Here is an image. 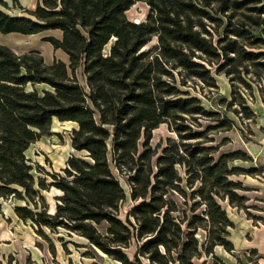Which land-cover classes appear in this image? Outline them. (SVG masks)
<instances>
[{
  "label": "trees",
  "instance_id": "1",
  "mask_svg": "<svg viewBox=\"0 0 264 264\" xmlns=\"http://www.w3.org/2000/svg\"><path fill=\"white\" fill-rule=\"evenodd\" d=\"M138 1L149 11L136 23L126 12ZM253 3L261 4L249 5ZM236 13L241 20L232 25L229 18ZM28 14L11 16L0 9V33L58 30L60 38L45 41L61 50L67 62L46 64L37 51L17 55L0 44V196L20 195L19 186L33 199L38 194L34 184H40L26 150L49 132L54 118L74 122L71 146L83 157L68 158L66 176L53 175V186L62 192L55 212L16 207L19 217L78 233L121 264H196L195 259L210 254L214 245L231 249L226 239L231 223L217 197L244 200L235 193L240 184L228 178L236 171L229 161L242 154L216 159V147L203 144L212 139L206 132L224 122L203 131L193 129L198 117L212 113L179 88L175 72L182 69L209 87H216V79L206 64H217L216 71L234 74L245 84L242 74L251 66L263 79L264 3L38 0ZM210 26L218 36L216 43ZM255 28L261 35L254 34ZM153 36L157 44L143 49ZM79 68L85 86L77 78ZM162 123L179 141L168 139L157 155L149 142L152 130ZM202 136L206 138L196 140ZM191 139L195 141H185ZM110 149L114 168L128 174L129 194L112 170ZM181 166L186 177L179 172ZM196 183L199 186L192 189ZM184 184L192 189V198L204 201L206 218L196 214L199 201L176 214L177 204L168 194L174 191L186 199ZM128 197L135 205L121 220L119 204ZM101 223L106 224L104 233L96 227ZM199 228L207 230V242L195 235ZM132 239L138 249L130 258L125 249Z\"/></svg>",
  "mask_w": 264,
  "mask_h": 264
},
{
  "label": "rangeland",
  "instance_id": "2",
  "mask_svg": "<svg viewBox=\"0 0 264 264\" xmlns=\"http://www.w3.org/2000/svg\"><path fill=\"white\" fill-rule=\"evenodd\" d=\"M37 1L2 0L0 9L11 16H28V12L35 8ZM261 2L264 3V0ZM148 11L147 5L138 1L130 7L126 15L132 21H143ZM236 14L229 18L232 25L241 20L240 13ZM209 29L213 42L216 43L218 36L211 26ZM253 31L254 34L261 35L258 29L255 28ZM49 36L60 38L61 33L58 30H45L33 35L0 33V44L9 47L17 55L37 51L46 64L53 60L67 62V57L61 50L53 49L50 43L45 41ZM156 44V36H153L143 49H150ZM222 62L223 60L220 64ZM206 65L216 79V87L207 86L182 69H179V74L175 72V77L179 88L187 93L188 97L197 98L201 105L212 113V116L197 118L199 125H193L195 131H203L208 126L224 122V125L220 124L219 127L206 132V136L212 139L203 144L216 147L213 156L217 159L222 154L241 152L242 155H238L240 158L229 161V166L235 167L236 171L228 178L240 184L235 193L239 197H244V200L235 199L230 202L226 198L217 197L231 223L227 227L226 237L231 243V249L214 245L210 254H202L200 258L195 259V263L264 264V76L263 79L256 77L251 66H248V70L242 74L247 82L245 84L234 74L227 75L224 71H216L217 64ZM77 78L85 86L80 68L77 71ZM41 87L43 86H38ZM243 106H246L247 110H244ZM76 127L74 122H63L54 118L49 132L26 150V159L32 167L34 179L40 184V186L34 184L38 194H35L33 199L26 197L24 190L19 186L16 188L20 195L0 196V264H121L91 246L80 234L61 227L37 226L30 219L19 217L15 211L16 207H27L34 211L46 208L48 213L55 212V205L59 202L58 197L62 192L53 186L55 181L53 175L66 176L64 169L67 168L68 158L72 155L83 157L82 152L74 150L71 146L72 130ZM151 134L149 145L152 150L157 151V155H160L162 149L168 145V139L179 141L176 132L166 123L160 124ZM206 136L196 140H204ZM185 141L193 143L195 140ZM108 157L115 176L129 194L128 174L114 168L111 149ZM154 163L155 158L153 159L155 170ZM253 168L256 169L253 171ZM178 169L181 176L186 177V168L181 166ZM196 185L198 187L199 183L192 189ZM184 188L187 193L186 199L174 191L168 194V197H172L176 202L178 207L176 214L179 215L184 209L189 211L190 207L199 201V197L190 196L192 189L187 188L185 184ZM134 205V200L128 197L119 204L117 216L125 220ZM206 211L204 201H199L196 204V214L206 218ZM202 223L206 225L203 227L207 228V220L206 223ZM96 227L104 233L106 224L101 223ZM195 235L200 242L208 240L207 230L203 228H199ZM137 249L138 242L132 239L125 252L132 258ZM144 264H148L146 260Z\"/></svg>",
  "mask_w": 264,
  "mask_h": 264
},
{
  "label": "built area",
  "instance_id": "3",
  "mask_svg": "<svg viewBox=\"0 0 264 264\" xmlns=\"http://www.w3.org/2000/svg\"><path fill=\"white\" fill-rule=\"evenodd\" d=\"M134 22H136V23H137V22H139V21H134Z\"/></svg>",
  "mask_w": 264,
  "mask_h": 264
}]
</instances>
